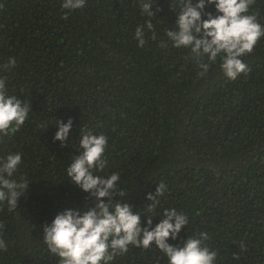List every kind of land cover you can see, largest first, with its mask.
Listing matches in <instances>:
<instances>
[{
	"label": "trees",
	"instance_id": "16d2710c",
	"mask_svg": "<svg viewBox=\"0 0 264 264\" xmlns=\"http://www.w3.org/2000/svg\"><path fill=\"white\" fill-rule=\"evenodd\" d=\"M156 8L148 17L139 0H87L71 12L62 0H0V65L16 61L0 78L30 104L23 127L0 136V156L22 153L14 178L30 180L14 211L0 204V264H58L43 226L91 199L66 175L82 130L107 137L97 174H120L127 193L118 202L138 211L158 183L167 185L153 226L160 208L189 218L169 243L206 232L216 264H264V37L236 79L223 74L219 56L201 75L190 50L167 37L179 0H157ZM249 12L264 25V0ZM148 22L153 29L138 47L135 30ZM57 118L73 121L63 144L53 139ZM112 264L168 262L155 245H130Z\"/></svg>",
	"mask_w": 264,
	"mask_h": 264
},
{
	"label": "clouds",
	"instance_id": "9594fccd",
	"mask_svg": "<svg viewBox=\"0 0 264 264\" xmlns=\"http://www.w3.org/2000/svg\"><path fill=\"white\" fill-rule=\"evenodd\" d=\"M86 3L87 0H62V8L71 12L85 7ZM179 3L175 28L167 31L172 46L189 49L201 75L208 72L210 63L218 56L221 59L219 67L226 77L234 80L246 72L247 65L242 57L251 53L258 40L264 37V25L249 12L253 0H179ZM156 4L157 0H139L141 14L154 17L155 11H159L158 8L154 10ZM209 6H214L215 14L206 10ZM145 28L152 30V23L140 25L135 30L138 47L146 43ZM15 63L11 58L0 68L12 67ZM29 112L30 104L10 95L6 80L0 78V136L19 131ZM55 125L57 131L53 139L63 144L69 140L73 121L57 118ZM78 144L79 154L67 167L66 175L91 199H86L87 203L80 209L65 208L57 212L51 222L43 226V241L49 253L58 258V264H112L130 245L143 249L155 245L167 257L168 264H216L217 253L206 244V232L187 237L179 244L169 243V238L176 240L182 227L189 223L183 211L160 208L164 217L153 226L160 198L167 191L165 183H158L154 193L148 192L146 200L149 203L134 211L131 204L117 200L127 193L120 187V174H97L107 164L104 157L107 137L82 130ZM21 163L22 153L18 151L0 156V204L6 202L9 211L18 207V198L30 182L14 178ZM141 215L147 218L146 223H142ZM5 247V241L0 238V249Z\"/></svg>",
	"mask_w": 264,
	"mask_h": 264
}]
</instances>
